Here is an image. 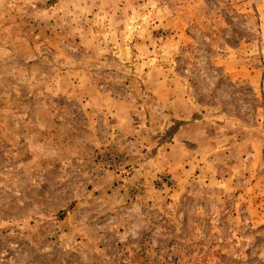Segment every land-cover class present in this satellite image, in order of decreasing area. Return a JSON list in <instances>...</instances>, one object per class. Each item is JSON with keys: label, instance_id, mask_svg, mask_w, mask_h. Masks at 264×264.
<instances>
[{"label": "rangeland", "instance_id": "1", "mask_svg": "<svg viewBox=\"0 0 264 264\" xmlns=\"http://www.w3.org/2000/svg\"><path fill=\"white\" fill-rule=\"evenodd\" d=\"M0 264H264V0H0Z\"/></svg>", "mask_w": 264, "mask_h": 264}, {"label": "trees", "instance_id": "2", "mask_svg": "<svg viewBox=\"0 0 264 264\" xmlns=\"http://www.w3.org/2000/svg\"><path fill=\"white\" fill-rule=\"evenodd\" d=\"M222 117V116H220ZM220 119V118H219ZM187 128H185L184 126L181 127V130H186Z\"/></svg>", "mask_w": 264, "mask_h": 264}]
</instances>
